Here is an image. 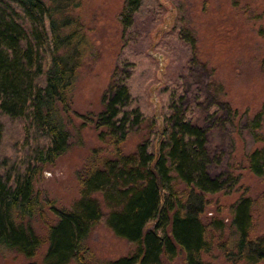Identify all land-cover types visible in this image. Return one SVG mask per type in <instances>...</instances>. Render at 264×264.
I'll return each instance as SVG.
<instances>
[{
    "label": "trees",
    "instance_id": "1",
    "mask_svg": "<svg viewBox=\"0 0 264 264\" xmlns=\"http://www.w3.org/2000/svg\"><path fill=\"white\" fill-rule=\"evenodd\" d=\"M49 1L53 5L0 0V248L23 255L25 264H93L86 240L100 224L132 248L107 264H174L180 255L183 264H215L204 258L213 251L231 264L263 263L264 232L255 235L260 199L243 195L228 207L227 218L207 216L208 195L236 191L240 183L234 168L216 173L221 154L211 141L215 124L224 131L239 114L226 101L215 69L200 60L182 7L171 30L156 32L165 12L161 0H124L118 14L122 51L103 94L104 108L77 115L104 146L93 149L78 172V202L70 211L50 202L56 220L45 221V237L26 223L38 211L43 214L35 178L69 147L61 116L72 114L77 71L98 56L79 19L54 17L80 2ZM153 33L159 42H152ZM144 40L149 49L166 41V46L180 45L189 56L181 73L168 76L158 91L160 117L149 94L158 82V63L136 47ZM260 66L264 73V60ZM194 67L206 83L190 93ZM263 113L248 119L256 141H264ZM141 132L135 151L127 153L128 138ZM247 162L248 170L264 180V149L253 150Z\"/></svg>",
    "mask_w": 264,
    "mask_h": 264
},
{
    "label": "rangeland",
    "instance_id": "2",
    "mask_svg": "<svg viewBox=\"0 0 264 264\" xmlns=\"http://www.w3.org/2000/svg\"><path fill=\"white\" fill-rule=\"evenodd\" d=\"M49 6L53 5L45 0ZM165 12L162 23L156 32L162 34L171 30L179 16L180 7L185 12L189 25L195 32L198 42L199 58L208 67L215 69V77L222 84L226 101L238 111L235 124H226L224 131L214 126L211 136L213 148L219 151L221 165L216 173H226L234 168L241 175L237 190L208 195L211 204L207 216L228 217V207L239 197L245 195L260 199L261 213L257 214L258 227L255 235L264 232V180L255 177L247 168V156L255 149H264V141H256L249 130L248 119L264 112V73L261 62L264 60V0H161ZM78 8L55 13L61 19L66 14L79 19L86 32L97 47L98 56L86 61L77 71L71 93L72 114H62L71 139L69 147L52 164L42 167L35 178L34 193L38 196L40 212L26 221L34 231L46 236L45 221L56 220L48 205L54 203L58 209L70 211L78 202V172L82 171L91 151L104 147L98 139V132L89 126H83L77 115L98 114L104 108L103 94L106 92L111 75L122 51V28L118 21L124 0H77ZM143 37V36H142ZM141 37V39H142ZM152 42L159 37L152 34ZM161 48L149 49V43H137L136 47L146 51L158 63V82L149 90L154 112L160 117L161 104L158 91L169 77L181 73L182 62L189 56L180 45L170 44ZM175 47V48H173ZM149 50V51H148ZM199 68H192L190 93L197 87L205 86L206 79L200 76ZM159 119V124L161 123ZM211 123V122H210ZM260 134L264 137V113L261 116ZM212 124V123H211ZM142 139L140 134H132L125 143L127 153L135 151ZM220 211V213H219ZM86 245L92 253L93 264H107L127 256L132 248L127 241L119 238L107 226L95 227ZM47 246L40 251V261L46 254ZM205 260L215 264H231L218 251L204 256ZM28 260L21 254L0 248V264H25ZM74 264V263H71ZM174 264H183L180 255ZM260 264H264L260 263Z\"/></svg>",
    "mask_w": 264,
    "mask_h": 264
},
{
    "label": "water",
    "instance_id": "3",
    "mask_svg": "<svg viewBox=\"0 0 264 264\" xmlns=\"http://www.w3.org/2000/svg\"><path fill=\"white\" fill-rule=\"evenodd\" d=\"M161 138H162V136L160 135V137H159V141L161 140Z\"/></svg>",
    "mask_w": 264,
    "mask_h": 264
}]
</instances>
